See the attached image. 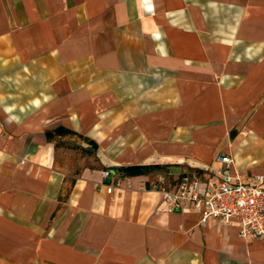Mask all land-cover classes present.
Instances as JSON below:
<instances>
[{"label":"crops","instance_id":"crops-1","mask_svg":"<svg viewBox=\"0 0 264 264\" xmlns=\"http://www.w3.org/2000/svg\"><path fill=\"white\" fill-rule=\"evenodd\" d=\"M219 156L264 178V0H0V264H264L163 201Z\"/></svg>","mask_w":264,"mask_h":264},{"label":"built area","instance_id":"built-area-1","mask_svg":"<svg viewBox=\"0 0 264 264\" xmlns=\"http://www.w3.org/2000/svg\"><path fill=\"white\" fill-rule=\"evenodd\" d=\"M215 184L212 189L196 180H183L175 191L163 190V201L170 212L194 211L200 215V224L213 219L225 226L238 224L242 240H259L264 243V178L255 175L243 180L230 172L231 159L219 156L216 160ZM108 177L109 172H102ZM118 184L111 182L107 192Z\"/></svg>","mask_w":264,"mask_h":264}]
</instances>
